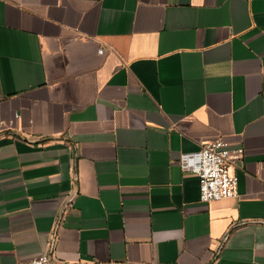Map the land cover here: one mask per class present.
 <instances>
[{
	"label": "crops",
	"instance_id": "obj_1",
	"mask_svg": "<svg viewBox=\"0 0 264 264\" xmlns=\"http://www.w3.org/2000/svg\"><path fill=\"white\" fill-rule=\"evenodd\" d=\"M0 121V264H264V0H0Z\"/></svg>",
	"mask_w": 264,
	"mask_h": 264
},
{
	"label": "built area",
	"instance_id": "obj_2",
	"mask_svg": "<svg viewBox=\"0 0 264 264\" xmlns=\"http://www.w3.org/2000/svg\"><path fill=\"white\" fill-rule=\"evenodd\" d=\"M101 54L105 48L99 49ZM9 124L0 121V135L8 129ZM245 150L242 146L233 147L230 141L217 138L206 142L199 151L198 163L193 171L200 180V199L211 202L237 196L239 177L236 171L238 160L242 159ZM20 264H57L47 252L22 261Z\"/></svg>",
	"mask_w": 264,
	"mask_h": 264
}]
</instances>
